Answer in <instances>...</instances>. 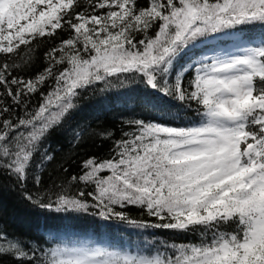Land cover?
<instances>
[{"label":"snow or ice","instance_id":"6c2138e0","mask_svg":"<svg viewBox=\"0 0 264 264\" xmlns=\"http://www.w3.org/2000/svg\"><path fill=\"white\" fill-rule=\"evenodd\" d=\"M254 25L260 31L248 36L244 29ZM57 30L71 34L45 53L48 66L35 77L14 76L20 65L0 63V168L25 180L38 145L74 107L79 90L139 75L152 91L194 102L195 122L130 120L134 131L115 142L111 158H89L83 174L71 177L94 191L61 190L47 203L26 199L41 209L94 208L133 229L200 238L143 249L84 242L46 251L12 240L0 245V255L20 264H264V0H0V54L19 55L21 46L30 53L36 38ZM226 37L231 46L223 45ZM202 44L217 46L177 67ZM37 93L39 105L27 111V97ZM141 100L157 107L148 96ZM13 105H24V115L13 117ZM51 159L45 152L36 167ZM128 206L155 222L117 211Z\"/></svg>","mask_w":264,"mask_h":264},{"label":"trees","instance_id":"16d2710c","mask_svg":"<svg viewBox=\"0 0 264 264\" xmlns=\"http://www.w3.org/2000/svg\"><path fill=\"white\" fill-rule=\"evenodd\" d=\"M141 5L145 0H139ZM248 36H255L260 31L259 25L244 29ZM70 32L57 30L55 37L36 38L30 45L32 51L27 52L21 46L19 55L6 56L0 54V63L20 65L12 75L30 79L42 72L47 66L45 53L56 46L62 39H67ZM153 36L155 32L151 33ZM139 38V37H138ZM230 38L226 37L223 45ZM217 45H204L191 50L177 63V67L185 63L192 55L199 54ZM27 54L28 59H24ZM58 70H62L58 66ZM191 74L185 78V86ZM54 81L50 80L43 87L45 93L50 90ZM150 97L155 101V109L146 108L141 98ZM40 95L27 97V111L34 110L40 103ZM11 104V101H8ZM74 107L64 117L44 140L38 145L37 153L28 169L27 178L23 181L9 173L6 168H0V245L7 246L9 241L19 240L25 249L38 246L48 250L61 246L65 239H89L109 247L128 249H143L151 242L167 243H196L198 233H177L172 230L147 229L137 230L121 223L116 219L104 220L97 215V209L89 208L88 212H56L41 209L33 205L27 196L43 200L55 199L56 193L65 190L69 195H76L83 191H94L93 185L72 182L71 177H79L85 169L82 167L89 158L102 161L114 155V144L125 138L124 133L134 131V126L128 124L130 120L154 121L170 126H187L196 120L197 105L193 102L181 104L174 97L161 95L152 91L139 75L121 74L120 79L109 78V83L97 82L83 90L73 100ZM13 117L23 116L25 106L13 105ZM177 116L179 118H177ZM3 118H8L5 114ZM111 133L110 138L102 134ZM52 157L42 167H36L44 153ZM83 199L91 202L90 197ZM117 211H124L134 220L155 222L143 209L128 206L124 209L117 207ZM163 251V248L160 249ZM0 264H20L12 255H0Z\"/></svg>","mask_w":264,"mask_h":264},{"label":"rangeland","instance_id":"374dc122","mask_svg":"<svg viewBox=\"0 0 264 264\" xmlns=\"http://www.w3.org/2000/svg\"><path fill=\"white\" fill-rule=\"evenodd\" d=\"M228 38H230V41H228V43H226L224 45L231 46L232 39H231V37H228ZM108 174H109L108 172L101 173V175H104V176H106ZM84 242H86L89 246H107L106 244H101L99 242L89 240V239H79V240L65 239V240H63V243L61 244V246H65V245H67V246H74V245L79 246L81 243H84ZM107 247H109V246H107Z\"/></svg>","mask_w":264,"mask_h":264}]
</instances>
